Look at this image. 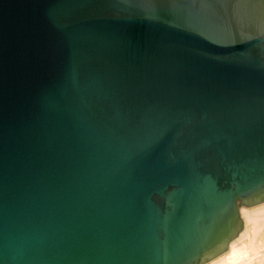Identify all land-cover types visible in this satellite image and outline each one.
<instances>
[{"label":"water","instance_id":"water-1","mask_svg":"<svg viewBox=\"0 0 264 264\" xmlns=\"http://www.w3.org/2000/svg\"><path fill=\"white\" fill-rule=\"evenodd\" d=\"M264 200V0H0V264H203Z\"/></svg>","mask_w":264,"mask_h":264},{"label":"bare ground","instance_id":"bare-ground-1","mask_svg":"<svg viewBox=\"0 0 264 264\" xmlns=\"http://www.w3.org/2000/svg\"><path fill=\"white\" fill-rule=\"evenodd\" d=\"M238 213L243 228L226 250L203 264H264V200L240 206Z\"/></svg>","mask_w":264,"mask_h":264}]
</instances>
